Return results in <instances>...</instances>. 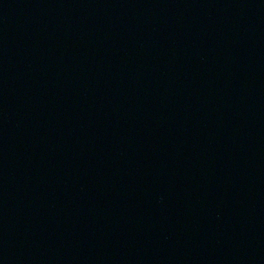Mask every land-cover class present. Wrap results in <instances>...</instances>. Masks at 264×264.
<instances>
[{
    "label": "water",
    "instance_id": "95a60500",
    "mask_svg": "<svg viewBox=\"0 0 264 264\" xmlns=\"http://www.w3.org/2000/svg\"><path fill=\"white\" fill-rule=\"evenodd\" d=\"M0 264H264V0H0Z\"/></svg>",
    "mask_w": 264,
    "mask_h": 264
}]
</instances>
